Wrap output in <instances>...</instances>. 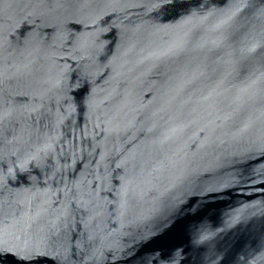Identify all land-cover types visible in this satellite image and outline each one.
<instances>
[{
    "label": "water",
    "instance_id": "95a60500",
    "mask_svg": "<svg viewBox=\"0 0 264 264\" xmlns=\"http://www.w3.org/2000/svg\"><path fill=\"white\" fill-rule=\"evenodd\" d=\"M0 264H264V0H0Z\"/></svg>",
    "mask_w": 264,
    "mask_h": 264
}]
</instances>
